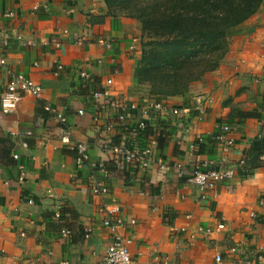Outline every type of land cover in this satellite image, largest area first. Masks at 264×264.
<instances>
[{
    "label": "crops",
    "instance_id": "1",
    "mask_svg": "<svg viewBox=\"0 0 264 264\" xmlns=\"http://www.w3.org/2000/svg\"><path fill=\"white\" fill-rule=\"evenodd\" d=\"M7 11L14 16L5 17ZM235 28L240 44L234 53L229 49L218 68L184 94L160 100L167 108L199 101L201 120L183 134L177 117L166 111L158 118L166 129L158 139L161 146L152 149L153 162L142 169L121 166L111 151L98 148L103 138L116 144L119 134L103 132L114 118L105 110L95 121L104 100L91 97L111 79V93L119 99L139 107L155 101L140 91L134 76L140 58L138 22L112 17L104 0H0V35L6 31L34 40L31 46L11 42L3 51L0 97L15 73L30 77L43 89L39 98L22 99L13 112L0 111V264L99 262L110 243L100 209L112 205L118 208L115 215L125 221L119 232L130 239L129 251L137 264H153L162 255L170 258V264H264L257 261L264 253V224L250 217L251 212L264 215L259 205L264 196V154L254 157L251 149L253 141L264 140V0ZM77 35L86 39L83 44L74 42ZM98 36L111 39L112 48L98 44ZM56 113L66 120L56 119ZM139 118L137 113L131 122ZM222 124L230 126L235 139L227 160L235 164L246 156L251 174L231 188L216 186L209 204L173 168L163 179L158 163H180L190 169L197 163L220 161L223 154L213 135ZM64 134L87 144L90 156L102 160L107 175H96L104 180L106 195L89 193L85 179L89 170L75 166L60 141ZM198 136L202 142L195 147ZM17 163L27 172L22 182ZM29 198L32 204L27 203ZM131 219L136 221L134 228L126 223ZM218 223L224 230L215 231ZM181 228L185 230L172 232ZM62 229L69 231L67 237L60 234ZM84 229L90 230L87 238ZM216 255L221 256L220 263Z\"/></svg>",
    "mask_w": 264,
    "mask_h": 264
},
{
    "label": "built area",
    "instance_id": "2",
    "mask_svg": "<svg viewBox=\"0 0 264 264\" xmlns=\"http://www.w3.org/2000/svg\"><path fill=\"white\" fill-rule=\"evenodd\" d=\"M49 2L51 0H45ZM61 1V0H58ZM38 6L33 8L36 11ZM72 12V9L69 10ZM7 18H12L14 13L7 11L4 14ZM74 42L77 44H83L86 40L83 36H73ZM11 42H19L24 45L31 46L34 42L33 37L24 38L22 35H12L6 31H2L0 35V67L6 65V58L3 51L7 49ZM96 42L103 48L110 50L112 48V40L103 38L102 36L96 37ZM56 45L57 42L53 41ZM56 69L62 70L60 63L55 64ZM81 77H85L84 73H80ZM105 86L102 89L91 92L93 99H103L104 103L100 105L98 114L94 118L98 121L101 117L100 112L109 111L110 115L115 122L108 123L103 127V132L118 133L119 141L116 144H111L108 138L99 140L98 148L102 151H111L115 161L121 166H130L137 168H148L152 164L151 158L152 149L157 146L158 139L164 136L166 129L160 125L158 118H162L166 111L177 117L179 121V129L182 133L188 132L194 124L201 120L199 101L189 103L187 106H172L167 108V105L161 101H152L148 103L146 107H139L135 103L125 102L111 93L110 87L112 86V80L107 79ZM43 89L41 85L36 83L30 77L22 74L15 73L8 79L5 89L0 97V111L2 113L13 112L17 104L25 97L39 98L42 95ZM46 112H52L49 106H45ZM140 113V118L137 121L131 122L132 117L137 116ZM82 114V111H79ZM192 116V117H190ZM56 119L59 121H65L66 117L60 113L55 114ZM151 123V127H150ZM117 127L116 128V125ZM148 127L151 128L150 132H147ZM11 136H18L17 133H11ZM64 149L71 153L73 162L77 168L87 167L89 170L86 181L88 184L89 193L94 196H103L108 193V188L103 179L99 178L96 174L102 173L104 176L107 175L104 169L102 160H96L89 154L88 145L81 142H73L69 139V136L64 134L60 139ZM213 141L218 145L223 156L220 161H209L200 164H194L190 169H187L180 163H175L172 166L165 165L161 162L158 163V169L165 179L166 175L173 168L179 178L188 185L195 186L200 191V200L213 204L211 198V192L215 190L216 186L222 185L226 187H233L238 185L242 179L246 178L248 173V167L246 164V156H242L235 164H231L226 155L231 152L235 145V139L232 136L231 128L229 125L222 124L218 127V131L213 135ZM202 138L198 136L196 138L195 147L200 145ZM12 159L18 160L16 153L11 154ZM264 157V156H263ZM18 169V181L22 182L26 179L27 172L22 163H17ZM249 176V175H248ZM211 201V202H210ZM32 199H27L28 204H32ZM259 205L264 207V196L260 197ZM118 211L116 206H103L100 212L105 214L103 219V226L106 227L110 233V243L106 247L101 260L94 264H137L136 261L130 254L129 243L130 239L123 236L119 232V228L125 225V221L122 217L115 215ZM54 218H59L60 213L57 210L54 213ZM189 218V215H186ZM250 217L256 222L264 224V215H259L255 212L250 213ZM168 219V217H164ZM132 228L136 226V221L131 219L128 222ZM225 226L223 223H218L215 227L216 232L224 230ZM184 228L180 230L172 229V232L179 233L184 231ZM206 233H211V229H206ZM84 237L87 238L90 234L89 229L83 230ZM62 236L67 237L69 231L62 229ZM23 235V233H21ZM264 260V253H260L258 256L259 262ZM215 261L220 263L222 261L220 255L215 256ZM153 264H170V258L162 255L155 257Z\"/></svg>",
    "mask_w": 264,
    "mask_h": 264
},
{
    "label": "trees",
    "instance_id": "3",
    "mask_svg": "<svg viewBox=\"0 0 264 264\" xmlns=\"http://www.w3.org/2000/svg\"><path fill=\"white\" fill-rule=\"evenodd\" d=\"M262 1L126 0L128 8H122L129 10L120 11L141 24L137 82L152 88L155 101L184 94L192 83L218 68L229 50V32L252 16ZM104 3L115 18L113 1ZM251 149L254 157L264 154V140L253 141ZM250 174L248 167L246 176Z\"/></svg>",
    "mask_w": 264,
    "mask_h": 264
},
{
    "label": "rangeland",
    "instance_id": "4",
    "mask_svg": "<svg viewBox=\"0 0 264 264\" xmlns=\"http://www.w3.org/2000/svg\"><path fill=\"white\" fill-rule=\"evenodd\" d=\"M112 1H113V9H112L111 13L112 14L113 13L116 14V18H131V19H134V20H136L138 22V25H139L138 39H139V49H140V55H141V45H140L141 24H140L139 20L134 18V17H129L126 14L121 12V11H124V10H127V11L129 10V9H124V8H128V6L126 5L127 4L126 0H112ZM131 2L133 3L134 0H131ZM122 7H124V8H122ZM238 32H239V30L235 28L231 32H229V34H228V39H227V41L229 43L228 49L231 50V52H230L231 54L235 52V50L237 49L238 45L240 44L239 43V37H237V36L240 35ZM230 44H231V46H230ZM198 81H200V79ZM194 83H192V84H194ZM198 84L200 85V83H198ZM140 86H141L140 87V91L143 94H147V97H151V98L154 97L153 94H151V89L152 88L148 84H140ZM196 90H198V89L196 88Z\"/></svg>",
    "mask_w": 264,
    "mask_h": 264
}]
</instances>
